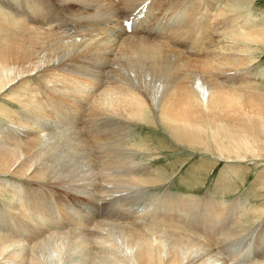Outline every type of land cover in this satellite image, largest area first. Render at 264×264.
Instances as JSON below:
<instances>
[{"label":"bare ground","instance_id":"bare-ground-1","mask_svg":"<svg viewBox=\"0 0 264 264\" xmlns=\"http://www.w3.org/2000/svg\"><path fill=\"white\" fill-rule=\"evenodd\" d=\"M26 2L35 20L18 19L0 5V100L19 106L0 102L7 122L0 121V198H8L0 264H225L210 247L178 233L194 228L198 198L190 196L188 207L185 196H166L165 202L180 204V219L154 218L148 231L128 226L138 210L120 206L122 213L115 212L119 207L94 215L98 199L91 201L100 178L116 190L159 180L147 166L153 159L148 143H136L133 130L143 124L159 123L176 142L231 165L264 160V90L249 80L250 52L264 48V25L250 21L241 0ZM157 10L170 19L146 32ZM19 23V30L11 27ZM94 85L107 89L93 93ZM71 202L88 207L85 223L93 229L73 223ZM229 207L225 201L207 207L200 222L225 218ZM57 210L70 219L57 220L69 232L49 227ZM240 220L230 232L249 230ZM260 227L239 237L245 236L238 247H227L231 264H264Z\"/></svg>","mask_w":264,"mask_h":264},{"label":"rangeland","instance_id":"rangeland-1","mask_svg":"<svg viewBox=\"0 0 264 264\" xmlns=\"http://www.w3.org/2000/svg\"><path fill=\"white\" fill-rule=\"evenodd\" d=\"M188 1H191V0H188ZM0 5L9 8L11 11L13 10L12 12L16 14L17 17L20 14L18 19L22 18V16L24 15L25 16L29 15L30 19L32 18L31 20H35L31 15L32 11L31 12L29 11V5L27 4L26 0H0ZM218 5L219 7H221L220 2ZM241 5H243L242 6L243 9L248 8L250 10L249 19L251 22L256 23L257 26L264 25V0H254L251 3H248L247 0H241ZM162 11L163 10L161 11L157 10L155 12L152 11V16L154 13V15L158 17V19L154 20L152 24L151 23L147 24L149 28L148 27L146 28L147 29L146 32H148V29H153L155 22H158L157 26L161 25L162 23V26H161L162 28L164 25V21L170 19L169 15L165 16L164 11L163 12ZM169 13L170 12H168V14ZM8 18H11V17H8ZM22 20L24 21L23 18ZM20 25L21 24L19 23L18 25H13L11 27L15 28L16 30H19ZM146 32H144L142 36L147 34ZM252 48L253 49L250 52L251 56L248 53V55L253 60L251 64L252 66H250L249 80L256 83L257 87L263 91L264 90V48H260V50L256 46L255 47L253 46ZM254 48H257L258 51L257 49L254 50ZM237 78H238L237 81H239L240 78L242 77L240 75ZM36 81H40V80H35L34 82L30 84V86L34 87V85L37 83ZM88 89L91 92L92 91L93 93L97 92L98 94L102 90L107 89V87H102L100 89L98 86L95 87L94 85V86L89 87ZM98 89H100L99 92H98ZM0 102H3L4 104L8 105L12 109L19 108L18 105L11 104L7 100L6 101L0 100ZM0 121L5 122V120H3L2 118H0ZM133 131L137 133V135L135 136V139H137L136 143L137 141L140 142L141 140L144 143L145 142L148 143L153 159L150 163L147 164V166L149 167V169L151 170L154 169L155 171H157L156 173H158L159 180H156V183H154L151 186H147V188L145 187L143 189L124 188L122 190L121 189L116 190L113 187V184L109 183L108 181L106 183H103L102 181H104L105 179L100 178L99 188L95 190V192H98V191L99 192L98 194L94 196L93 201H91V202H94L96 198L98 199L97 210H94V208H91L92 209V210L90 209L91 213H93L94 215H97L98 213L102 215L107 209L109 211H115V210H112V208L118 209L120 206H124L126 209L128 208L130 209L131 207L132 210L133 208L136 211L138 210V213L135 215L136 219L133 218L135 219L134 221L131 219L132 220L130 222L131 225H128V226L133 227L136 230L148 231L150 229H153L152 227L150 228V226L148 225H150L149 221L151 222L152 219L154 218H160L157 220L162 221V222H164V219H162L164 218V216H167L168 218H175V219L177 218V220L180 219V214H181L180 212L182 210L181 206H179L180 204H177L175 200H173L172 202H165L166 196L168 195H182L183 197L185 196L186 199L184 201L186 200L188 201L186 203V206L188 207L190 206V204H192V202L190 201L191 199H189L190 196L194 198H198L199 201L196 204V207H198V218L190 219L191 222L189 223V225H195L194 228H187V229L179 228L180 232L181 231L183 232L181 233L178 232V233L179 235L183 234L184 238L189 237L188 239H191V241L193 242L208 246V248L210 247L209 249H211L213 253L216 256H218L222 261H224L225 264H228V262L231 261V258L228 255V253H230L231 251V248L234 249L238 247L237 243L238 242L241 243L245 236H243L241 239H239V237H241L243 234H245L246 236L249 235V233H251V230L256 228V226L258 225L261 226L259 230H264V224L261 223V221H264V214L262 215V211L264 209L263 208L264 207V198H263L264 197L263 196L264 194L263 192L264 191L263 190L264 189V175H261L264 173V162H263L264 160L263 161H260L258 159L248 160V161L246 160L243 162H235V163H232L231 165V163L225 159L217 158L212 154L201 151L200 149L195 150L187 145H183V144L176 142L172 137H171L172 139L170 138L167 130L159 123L149 124V125L143 124L140 127L139 126L136 127V129H134ZM98 153H99L98 155H101L103 151L99 150ZM229 165L230 167H234V171L230 170V167H228ZM16 181L20 184L21 187H25L21 183L20 179H16ZM262 182H263V186H261ZM24 183L27 185L29 184L26 182ZM260 186L263 188L261 189ZM170 198H172V196ZM45 199L47 202L48 197ZM6 200H8L7 197H4L3 200L0 198V231H2V234H4L3 230L4 228L6 229V226H7L5 223L7 219L5 220V218L7 216L6 206L8 204V201ZM81 200H84V199L81 198ZM150 201H152V203H150ZM220 201H225L230 206L229 211H227V214L229 216L227 215L225 218H221V217L220 218H216V217L210 218V219H207L208 221L210 220L208 225H206V223L202 224V222H200L204 218L202 213H204L207 210V207L220 204ZM153 202L157 206L151 207V213L150 215H148L149 217L148 216L146 217V215L149 214L148 213L149 208L153 204ZM209 202L211 203L209 204ZM89 205L95 206V204L93 203H90ZM140 205H141V208H140ZM67 206H68L67 212L71 213L72 217L76 219V221L73 222L74 224H77V223L86 224L87 223L88 220L86 219H88L89 214L86 211L88 210V207L86 208L87 210L86 209L81 210L80 209L81 205L75 206L74 202H71ZM144 207L145 208L148 207L146 208L148 210H145ZM244 209L248 210L247 213L245 212ZM253 209L259 210V213L258 214L253 213L252 212ZM123 210L124 208L120 207L119 210L115 212L122 213ZM139 210L140 211L144 210L143 211L144 213L139 212ZM242 210H244L246 215ZM39 211L37 213H39ZM52 213H54L55 215L53 217L52 222L48 221L49 227L51 226L54 228L61 229L62 232H65V231L69 232L68 231L69 229L65 228L66 226L62 225L63 224L62 221L64 220L70 221V219L62 218V216L60 218V213L58 210L52 211ZM239 213L244 214L245 217L243 215L242 217L240 216L239 218L238 216ZM42 219L43 217H41V219H39L38 222L42 223ZM59 219L61 221H59ZM57 220L61 222L62 224L59 222L57 223ZM239 220H240V224L243 227H246L243 229L244 230L249 229V230L241 234V233H237L236 228H235L236 233L233 232L234 230L230 232L229 227L233 226V224L235 225L234 227H236L238 225L237 223ZM254 220H257L255 222L256 224H254ZM194 222H197V223H194ZM220 222L222 223V225ZM164 223H171V222H164ZM93 224H90V225L86 224V226L93 229L94 228ZM203 225H206V226H203ZM173 226L176 229L177 226L176 225H173ZM201 226H203V228ZM249 226H252V227H249ZM196 227H198V230H196L197 229ZM179 229L177 227L175 231L177 232V230L179 231ZM220 230H222V233H219ZM156 232H157L156 233L157 235H160V234L162 235V233H167L164 229H157ZM238 232H241V231H238ZM45 234L48 236L49 233L45 232ZM44 235L43 237L45 238L46 235L45 236ZM228 238H234V239H231V241L230 240L227 241ZM227 247L229 248L230 251L227 250L228 249ZM225 248L227 252H224L226 251ZM260 262L262 261H259V263ZM229 264L231 263L229 262Z\"/></svg>","mask_w":264,"mask_h":264}]
</instances>
